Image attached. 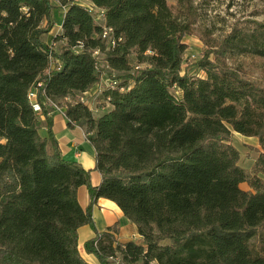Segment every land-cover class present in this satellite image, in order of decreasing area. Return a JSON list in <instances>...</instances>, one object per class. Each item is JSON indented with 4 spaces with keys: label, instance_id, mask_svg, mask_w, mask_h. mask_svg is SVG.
I'll list each match as a JSON object with an SVG mask.
<instances>
[{
    "label": "trees",
    "instance_id": "trees-1",
    "mask_svg": "<svg viewBox=\"0 0 264 264\" xmlns=\"http://www.w3.org/2000/svg\"><path fill=\"white\" fill-rule=\"evenodd\" d=\"M91 2L103 21L80 0H0V264H94L78 245L86 223L96 234L84 247L99 264H264V81L227 62L264 58V23L233 28L197 62L200 75L184 68L192 0L177 12L168 0ZM56 7L61 32L48 42ZM97 86L107 107L96 113L84 97ZM47 98L84 127L98 184L63 156ZM232 130L259 139L252 171ZM101 195L142 240L119 241L118 221L96 229Z\"/></svg>",
    "mask_w": 264,
    "mask_h": 264
},
{
    "label": "rangeland",
    "instance_id": "rangeland-1",
    "mask_svg": "<svg viewBox=\"0 0 264 264\" xmlns=\"http://www.w3.org/2000/svg\"><path fill=\"white\" fill-rule=\"evenodd\" d=\"M168 3L173 6L174 11H178L179 0H168ZM192 4L193 9L188 10V14L193 24L191 31L183 38L188 43L184 54V68L195 74H205L201 69H197V62L207 54L211 46L216 47L233 28L248 30L255 27L257 22L264 23V0H192ZM62 10V7H56L53 10L54 26L45 36L48 42L52 41L56 32L61 30ZM97 20L103 21L104 17L98 16ZM61 46L62 41L60 40L53 44L55 50H59ZM209 54L214 58L213 53ZM227 62L249 77L264 81V58L235 52L234 56L227 58ZM101 66H104L103 63ZM98 87L92 89L87 97H84L94 110L97 108L95 112H100L101 109L107 107V102L100 97ZM41 133L44 134L45 130L41 129ZM231 141L239 148V164L252 171L254 160L262 150L258 137L232 130ZM259 175L264 177L262 172H259ZM241 186L249 188L247 182H242ZM118 264L122 263L118 262Z\"/></svg>",
    "mask_w": 264,
    "mask_h": 264
},
{
    "label": "crops",
    "instance_id": "crops-1",
    "mask_svg": "<svg viewBox=\"0 0 264 264\" xmlns=\"http://www.w3.org/2000/svg\"><path fill=\"white\" fill-rule=\"evenodd\" d=\"M80 1L85 4L92 3L91 0ZM64 10L63 8L62 11ZM59 32H61V30L56 33ZM51 108L52 129L58 140L63 156L67 159H75L81 162L86 168H91V181L93 184H98L101 181V173L99 170L95 169L96 151L93 144L87 138L84 127L79 124L69 126L64 107L59 106V108L56 109L51 106ZM95 110H97V108ZM45 126L46 121L43 116L40 131L44 129V134L47 132V127ZM89 194V190L85 185H81L78 188V199L84 208L91 204V196ZM91 210L96 229L104 230L107 226L118 221L119 231L117 238L119 241L131 239L142 240V234L139 233L136 223L125 217L123 210L112 199L102 197L101 195V197L92 203ZM95 234L96 231L90 224L86 223L81 225L78 228V245L82 256L86 260L94 264H99L97 256L92 252L86 251L84 247L85 241Z\"/></svg>",
    "mask_w": 264,
    "mask_h": 264
},
{
    "label": "built area",
    "instance_id": "built-area-1",
    "mask_svg": "<svg viewBox=\"0 0 264 264\" xmlns=\"http://www.w3.org/2000/svg\"><path fill=\"white\" fill-rule=\"evenodd\" d=\"M88 7H89V9H90L91 11L94 12V14L96 15V18H98V16H101V15L104 17V14H103L104 10H103L102 8L95 6V4H94V5L91 4V5H89ZM109 30H110V28H106V27H105V29H104V33H103V36H107ZM193 54H194V53H193ZM193 54H192V55H193ZM29 97H30L29 100H31V102H32V104H33V106H34V109H35V110H41V104H40V102L38 101L39 99H37V95H36V91H35V90H32V91L30 92ZM47 100H48V102L51 104L52 107H55L56 109L59 108V105L57 104V102H54V101H53L52 99H50V98H47ZM118 262H120V261H118ZM118 262H117V263H118ZM153 264H156V263H153Z\"/></svg>",
    "mask_w": 264,
    "mask_h": 264
}]
</instances>
